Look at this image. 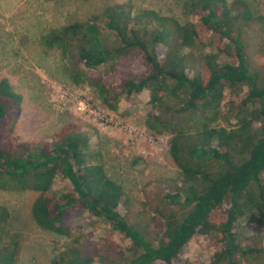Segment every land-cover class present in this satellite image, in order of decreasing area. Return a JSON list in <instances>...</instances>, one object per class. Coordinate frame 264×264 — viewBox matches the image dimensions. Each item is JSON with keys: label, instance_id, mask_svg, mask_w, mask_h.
I'll list each match as a JSON object with an SVG mask.
<instances>
[{"label": "trees", "instance_id": "16d2710c", "mask_svg": "<svg viewBox=\"0 0 264 264\" xmlns=\"http://www.w3.org/2000/svg\"><path fill=\"white\" fill-rule=\"evenodd\" d=\"M107 2L96 15L51 29L40 45L60 51L72 85L88 88L113 113L123 98L149 94L144 125L154 137L169 138L180 172L178 191L164 195L163 204L178 210L156 208L150 231L131 223L120 209L124 188L102 163H89L87 135L76 124L51 141H21L14 134L23 98L7 79L0 81V191L35 193L36 224L72 239L50 264H174L198 235L214 249L207 264H264V74L250 64L243 28L264 18L242 1L186 0L184 24L150 8ZM110 30L117 45L102 41ZM134 57L144 73H120ZM58 174L68 189L53 191ZM85 212L110 231L82 249L76 221ZM9 217L0 208V264H18L22 252ZM239 225L259 235L242 236ZM114 233L126 248L111 241Z\"/></svg>", "mask_w": 264, "mask_h": 264}, {"label": "rangeland", "instance_id": "374dc122", "mask_svg": "<svg viewBox=\"0 0 264 264\" xmlns=\"http://www.w3.org/2000/svg\"><path fill=\"white\" fill-rule=\"evenodd\" d=\"M109 0H0V81L7 79L22 96V114L15 136L23 142L39 144L51 141L68 124H76L87 135L92 164L102 163L107 175L121 185L127 204L121 212L131 223L147 227L156 208L178 209L163 204V196L176 193L181 185L180 172L169 154V138L154 137L145 127L144 119L151 111L149 94L123 98L118 112L104 108L96 94L86 87L73 86L66 73V61L58 50L46 51L41 37L54 28L85 20L100 13ZM132 3L135 9L150 8L184 24L186 0H116ZM242 1L248 10L264 18V0ZM246 55L255 71L264 74V21L254 22L246 29ZM107 46L117 45L113 31L102 32ZM124 62V61H122ZM143 74L146 68L137 57L119 66V72ZM193 71H190V75ZM119 79V75L114 76ZM140 159L134 165V161ZM71 186L61 174L54 180L53 191ZM33 192H1L0 208L9 213L8 226L18 233L21 257L18 264H50L72 242L40 228L32 216ZM82 231L83 245L92 246L108 237L110 227L85 212L76 221ZM242 236L259 235L257 228L239 225ZM153 235L151 234V237ZM111 241L122 249L128 246L118 233ZM150 237V235H149ZM216 239V238H215ZM119 249H117L118 251ZM214 249L201 235L184 248L174 264H207ZM251 264H263L253 261Z\"/></svg>", "mask_w": 264, "mask_h": 264}]
</instances>
